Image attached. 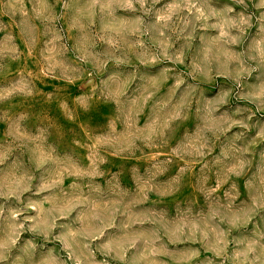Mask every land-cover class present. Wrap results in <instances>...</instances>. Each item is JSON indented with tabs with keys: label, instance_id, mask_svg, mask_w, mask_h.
<instances>
[{
	"label": "rangeland",
	"instance_id": "rangeland-1",
	"mask_svg": "<svg viewBox=\"0 0 264 264\" xmlns=\"http://www.w3.org/2000/svg\"><path fill=\"white\" fill-rule=\"evenodd\" d=\"M0 264H264V0H0Z\"/></svg>",
	"mask_w": 264,
	"mask_h": 264
}]
</instances>
